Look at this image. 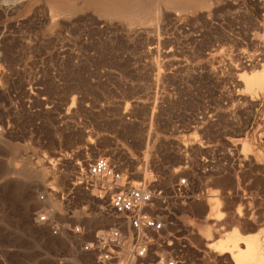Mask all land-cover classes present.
I'll list each match as a JSON object with an SVG mask.
<instances>
[{
    "label": "rangeland",
    "instance_id": "374dc122",
    "mask_svg": "<svg viewBox=\"0 0 264 264\" xmlns=\"http://www.w3.org/2000/svg\"><path fill=\"white\" fill-rule=\"evenodd\" d=\"M176 15L188 22L189 31L186 40L173 41L178 48L175 47L173 70L167 79L186 84L185 90H175L182 93L180 97L184 100L157 106L158 113L150 122V105L112 103L118 90H110L105 121L93 122L97 131L93 137L96 145L110 147L114 149L112 152L60 150L85 144V136H64L58 142L53 114L44 116L39 124L33 116L25 115L27 73L33 82L44 81L46 90L55 94L59 88L54 79L65 73L59 69V58L47 50L44 40L36 39L39 35L56 33L63 27L74 34L105 33V44L96 42L89 47L96 51L105 49L104 56L97 53L94 56L92 78L146 84L154 79L155 61L135 49L131 50L134 57H123L122 48L130 47L133 38L125 40L122 33L142 28L151 42L150 28L159 19ZM101 23L105 24V31L96 28ZM173 34L176 36V32ZM244 54L260 60L252 66H237ZM78 56L85 54L80 52ZM263 66L264 0H0V120H8L12 125V130L0 135V264H102L95 252L81 251L70 236H51L46 227L34 222V212L41 205L37 193L66 185L77 162H87L98 155L122 163L134 173L133 179L143 178V171L150 175L149 170L140 167L146 161L156 163L160 166L156 171L172 177L183 158L178 143L160 132L168 128L165 126L168 120L176 119L200 121L202 131L196 139L204 145L231 149L243 162L242 166H233L234 173L196 186L197 190L206 191L207 196L218 194L225 212L221 222L209 221L214 232L208 239L196 228L198 223L204 224L206 197L178 207L176 221L180 235L188 237L191 244L187 264H234L228 253L220 254L207 247L209 241L223 236L231 227L239 228L243 234L263 235L262 253L253 264H264V89L250 93L259 103V118L252 130H247L243 106L219 101L220 97H230L228 89L219 86L235 82L237 77L241 81L242 70L257 71ZM160 75V79H165V74ZM78 81L81 87L87 86L84 73ZM128 84L121 90L125 100L142 95L140 88H130ZM90 89L91 96H96L97 87L93 85ZM124 107L129 119L122 117ZM103 128L113 137L102 136ZM122 142L126 143L127 152L117 151ZM154 146L160 150L157 156L151 153ZM22 169L31 170L33 175L22 177L19 175ZM39 170L45 172L44 178L38 176ZM51 201L53 208L59 210L60 205ZM105 203V198L97 200L78 193L73 221L86 227L84 240H90L94 230L110 223L100 213ZM237 207L240 216L236 215ZM244 245L243 241L239 247ZM158 261L154 256L144 260L125 256L121 261L106 264H159Z\"/></svg>",
    "mask_w": 264,
    "mask_h": 264
},
{
    "label": "built area",
    "instance_id": "2783aa9c",
    "mask_svg": "<svg viewBox=\"0 0 264 264\" xmlns=\"http://www.w3.org/2000/svg\"><path fill=\"white\" fill-rule=\"evenodd\" d=\"M96 28L105 31V24H98ZM150 29L151 42L147 41L146 30L142 28L122 33L125 40L133 38L130 47L126 45L122 48L123 57L133 56L131 50L135 49L155 61L154 79L146 84L115 83L92 78L94 56L96 53L104 56L105 49L96 51L89 47L96 42L105 44V33L98 36H91L84 31L74 34L63 27L59 32L39 35L36 39L44 40L47 50L49 48L50 52L59 58V69L65 73L54 79L55 86L59 88L56 94L46 90L44 81L33 82L30 73H27L23 96L25 115L30 118L33 116L39 124L44 116L53 114L57 121L54 133L58 142H61L64 136H85V144L60 150L112 152L114 149L110 147L96 145L93 137L97 132L93 122L105 121V103H110V90H118L115 91L118 97L111 100L112 103L150 105V122L154 114L158 113L157 106L184 100L180 97L182 93L179 94L175 90H185L186 84L172 82L167 77L173 70L171 64L176 47L173 41L186 40L189 24L176 15L159 19ZM173 32H176V36ZM80 52H83L85 57H79ZM242 58V62H238L237 66H252L254 61L260 60L246 54ZM237 66L236 68L240 69ZM82 73L87 77L85 88L81 87L78 81ZM160 74H165V79H160ZM125 84L131 85L130 88H140L141 97L137 95L136 98L125 100L121 96ZM93 85L97 87V95L94 97L91 96L90 89ZM219 87L227 88L230 93L229 98L220 97L219 101L223 104L243 106L248 118L247 130H252L259 118L258 100L242 94L238 77L235 82ZM221 94L222 90H219L218 95ZM124 116L130 118L125 107L122 112V117ZM199 122L168 120L165 123L168 128L160 132L162 136L172 137L178 143L179 154L183 158V162L175 168L178 169L177 173L172 177H167L165 172L156 171L160 168L156 163L146 161L140 167L149 170L150 176L133 179L134 173L122 163L108 156L98 155L87 162H77L66 185L48 187L37 193L41 205L34 212V222L46 227L51 236H70L78 242L81 251L95 252L97 260L102 264L119 261L125 256L138 260L154 256L165 264H187V250L191 244L188 237L180 235L176 221L178 207L207 196L206 191L197 190L196 186L209 184L215 177L234 173V165H243L233 150L212 144L204 145L203 141L196 139V136H200L199 131H202V123ZM6 130H12L11 123L8 120H0V135ZM101 135L113 137L112 134L105 133V128L102 129ZM120 145L117 151H128L125 142ZM158 152V146L151 150L156 156ZM168 166L169 164H166V167ZM79 192L89 194L97 200H106L100 213L110 223L94 230L90 240H84L86 227L73 221L74 201ZM51 200L60 205L59 210L53 208Z\"/></svg>",
    "mask_w": 264,
    "mask_h": 264
},
{
    "label": "bare ground",
    "instance_id": "6f19581e",
    "mask_svg": "<svg viewBox=\"0 0 264 264\" xmlns=\"http://www.w3.org/2000/svg\"><path fill=\"white\" fill-rule=\"evenodd\" d=\"M240 76L243 84L242 92L244 94H250L251 92H256L257 89H264V66L262 69H258L257 71L242 70ZM244 148L246 151V147ZM244 148H242V151H244L243 150ZM175 171H178V169H175ZM19 175L28 178L33 175V172L29 169H22L21 171H19ZM147 175H148L147 171H143V177L147 178L150 176ZM38 176H40V178H44L45 172L39 170ZM220 198L219 195L215 193L208 194V196H206L207 209L202 220L204 224L198 223V226L196 227L199 233L204 234L206 237L207 236L210 237L211 233L214 232V231L211 232L212 225L209 224V221H214L213 224H215V222L218 223L224 220L225 212L222 210V201ZM241 214H242L241 210L239 209V207H237L236 215L240 216ZM243 236L244 234H242L237 227H231L230 229L225 231L223 236L221 237L217 236V238L215 239L213 238V241L211 242L209 241L207 247L220 254L228 253L234 264H253L254 261L258 258V256L261 255L260 253H262V251L260 250L261 249L260 244L252 241V239L246 240ZM243 241L246 242V245H244V247L241 248L239 247V244L240 243L243 244ZM157 263L162 264V261H158Z\"/></svg>",
    "mask_w": 264,
    "mask_h": 264
},
{
    "label": "crops",
    "instance_id": "0c3cea01",
    "mask_svg": "<svg viewBox=\"0 0 264 264\" xmlns=\"http://www.w3.org/2000/svg\"><path fill=\"white\" fill-rule=\"evenodd\" d=\"M241 85H242V83H241ZM242 89H243V86H242ZM242 89H241V92H242ZM242 94H244L243 92H242ZM244 95H250V94H244ZM251 96V95H250ZM220 198V197H219ZM221 199V198H220ZM239 229V228H238ZM239 231H240V229H239ZM241 232V231H240ZM242 233V232H241ZM243 234V233H242ZM262 235V234H261ZM261 235H255V233H246V234H244V238L245 239H256L257 241V243L259 244V242H260V248H263V240L261 239ZM262 237H263V235H262Z\"/></svg>",
    "mask_w": 264,
    "mask_h": 264
}]
</instances>
